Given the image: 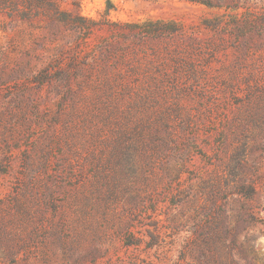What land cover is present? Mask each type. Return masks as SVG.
<instances>
[{"label":"rangeland","instance_id":"rangeland-1","mask_svg":"<svg viewBox=\"0 0 264 264\" xmlns=\"http://www.w3.org/2000/svg\"><path fill=\"white\" fill-rule=\"evenodd\" d=\"M54 2L0 0V264H264V0Z\"/></svg>","mask_w":264,"mask_h":264},{"label":"trees","instance_id":"trees-1","mask_svg":"<svg viewBox=\"0 0 264 264\" xmlns=\"http://www.w3.org/2000/svg\"><path fill=\"white\" fill-rule=\"evenodd\" d=\"M192 3L206 5L209 8H216L214 4L208 2V0H190ZM47 12L51 16H57L63 24H68L74 26L79 32H81L84 36V39L89 40L94 36V31L99 27L98 23L94 21H89L80 16V14H76L73 12H66L65 14H61V9L57 6L54 0H46ZM61 16V17H60ZM247 23V22H246ZM208 28L217 29V24L213 22H206L205 24ZM249 24L234 25L232 29H237V31L244 32L246 31ZM112 26V25H110ZM118 28L122 29L124 32L128 34H134L135 37L139 38L142 42H147L150 40H164L167 38H172L175 35L180 34L183 30L182 27L173 21H165V20H146L139 23H126L122 24ZM47 72V71H46ZM42 77V76H41ZM38 78L39 82L45 83L43 79Z\"/></svg>","mask_w":264,"mask_h":264}]
</instances>
